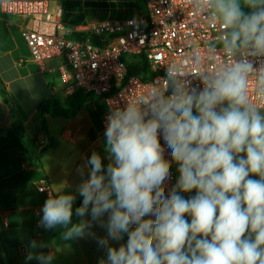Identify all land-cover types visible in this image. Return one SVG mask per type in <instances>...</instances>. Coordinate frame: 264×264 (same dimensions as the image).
<instances>
[{
	"label": "clouds",
	"instance_id": "clouds-1",
	"mask_svg": "<svg viewBox=\"0 0 264 264\" xmlns=\"http://www.w3.org/2000/svg\"><path fill=\"white\" fill-rule=\"evenodd\" d=\"M198 7L218 23L215 44L227 61L194 73L167 66L165 79L107 116L106 151L114 163L106 173L98 153L88 161L90 179L79 188L83 204L76 215L83 217L91 204L93 220L110 213L112 239L128 234L119 249L99 240L107 247V262L100 264H264V111L249 98L255 76L264 102V63L253 67L254 58L264 57V0H198ZM215 44L208 49L213 57ZM202 61L197 54L195 64ZM189 74L203 84L198 93ZM161 130L180 174L169 196ZM194 189L195 196L183 195ZM74 199L50 196L40 225L63 226L64 240L82 237L87 221L68 227ZM36 259L51 264L53 256Z\"/></svg>",
	"mask_w": 264,
	"mask_h": 264
},
{
	"label": "crops",
	"instance_id": "crops-1",
	"mask_svg": "<svg viewBox=\"0 0 264 264\" xmlns=\"http://www.w3.org/2000/svg\"><path fill=\"white\" fill-rule=\"evenodd\" d=\"M49 1L57 7H63L64 2H82L81 12L64 11V24L75 31L85 30L93 24L136 18L144 6L142 0ZM21 24L19 18H0V82L5 88L0 89V139L14 132L10 108L13 106L23 123L24 138L34 142L37 152L44 148L47 150L41 163L36 164L24 161L23 149L18 145L0 148V264H40L36 259L40 254H51V264L107 262V247L119 249L121 245H126L128 234H122L119 240L112 239L107 229L110 213L106 212L93 220L91 204L83 217L76 215V209L83 204L79 188L90 179L91 165L88 161L92 154L100 155L105 173L107 166L114 163V158L106 151L101 105L98 107L90 102L71 119L47 116V132H44L38 113L39 105L50 98L63 103L67 97L57 72L42 73L31 55L30 59L18 55L20 50L28 49L22 37ZM71 38L79 39L81 35L74 34ZM58 64V60L51 62L52 67ZM176 174L177 184L178 170ZM252 178L259 179L258 176ZM45 180L52 187L53 197L61 194L74 196L73 215L68 227L87 221L89 227L82 237L64 240L62 233L66 229L63 226L46 230L39 225L37 213L42 211L49 198L38 192V186ZM195 194L194 189L190 194L183 195L188 198ZM186 219L191 221V217ZM101 239L108 240L107 247L99 244ZM33 241L37 244L36 248L31 247ZM30 254L33 258L29 260L27 257Z\"/></svg>",
	"mask_w": 264,
	"mask_h": 264
},
{
	"label": "built area",
	"instance_id": "built-area-1",
	"mask_svg": "<svg viewBox=\"0 0 264 264\" xmlns=\"http://www.w3.org/2000/svg\"><path fill=\"white\" fill-rule=\"evenodd\" d=\"M144 11L136 18L93 24L75 31L63 22V7L49 0L0 1V18L22 20L21 33L31 59L42 73L57 72L65 96L79 92L99 98L103 133L107 116L116 108L146 94L149 87L166 78L167 66L181 64L186 72L217 67L227 57L215 44L220 32L217 22L208 19V13L198 7V0H142ZM74 34L81 35L72 39ZM215 44L214 55L208 51ZM199 54L203 61L197 66ZM58 60L59 64L51 66ZM133 61L141 64L143 75L132 70ZM23 63V62H21ZM264 57L254 58L253 67L259 69ZM191 89L198 93L201 81L189 74ZM257 78L249 79V98L264 111V102L257 98ZM171 94V89L166 95ZM164 148V159L170 163L169 177L164 182V194L175 188L178 164L172 159L162 130L158 133ZM38 192L53 197L47 180L40 183ZM40 220L43 212L38 211ZM154 218L150 216L144 219ZM39 220V221H40ZM40 225V223H39ZM41 226V225H40ZM136 227L131 226L132 230Z\"/></svg>",
	"mask_w": 264,
	"mask_h": 264
},
{
	"label": "trees",
	"instance_id": "trees-1",
	"mask_svg": "<svg viewBox=\"0 0 264 264\" xmlns=\"http://www.w3.org/2000/svg\"><path fill=\"white\" fill-rule=\"evenodd\" d=\"M63 9L66 12H81L83 9V4L81 1L64 2ZM141 12H143V8H140V13ZM2 93L5 97H7L5 91H2ZM90 102H94L99 107L100 103L98 97L92 94L86 95L83 92L75 94L63 103L55 100L54 98H50L42 102L38 107V113L44 132H47V116H51L54 118L65 117L71 119L76 117L79 111H81V109ZM10 108L14 120V132L10 136L0 139V148L4 145H18L23 149L24 161L40 164L41 158L43 157L47 148H44L41 152H37L35 150L34 142L26 140L24 138L23 123L19 119L15 109L13 108V106H10Z\"/></svg>",
	"mask_w": 264,
	"mask_h": 264
},
{
	"label": "rangeland",
	"instance_id": "rangeland-1",
	"mask_svg": "<svg viewBox=\"0 0 264 264\" xmlns=\"http://www.w3.org/2000/svg\"><path fill=\"white\" fill-rule=\"evenodd\" d=\"M143 4V3H142ZM242 9H243V11H245L246 13L247 12H249L250 10L248 9V8H246V7H244L243 5H242ZM143 11H144V6H143ZM26 46V45H25ZM13 47H15V46H13ZM27 47V46H26ZM20 57H23L24 59L26 58V59H30V52L28 51V49L26 50H20V52H19V54H18ZM132 71L133 72H135L136 74H138V75H143V72H142V70H141V64H139V62H137V61H133V63H132ZM64 102H66V100L64 101Z\"/></svg>",
	"mask_w": 264,
	"mask_h": 264
},
{
	"label": "water",
	"instance_id": "water-1",
	"mask_svg": "<svg viewBox=\"0 0 264 264\" xmlns=\"http://www.w3.org/2000/svg\"><path fill=\"white\" fill-rule=\"evenodd\" d=\"M0 89H1V90H4L5 88H4V86H2V85L0 84Z\"/></svg>",
	"mask_w": 264,
	"mask_h": 264
}]
</instances>
